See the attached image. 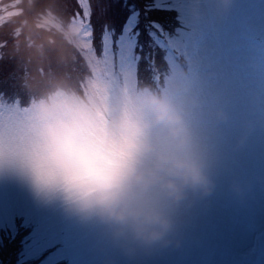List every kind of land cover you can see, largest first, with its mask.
<instances>
[{"label":"rangeland","instance_id":"1","mask_svg":"<svg viewBox=\"0 0 264 264\" xmlns=\"http://www.w3.org/2000/svg\"><path fill=\"white\" fill-rule=\"evenodd\" d=\"M76 2L79 12L82 6L88 9V0ZM159 2L164 6L173 2L189 28L206 26L209 31L202 47L189 45L190 81L180 74L171 85L183 78L187 95L199 100L192 119L214 172V190L178 209L179 245L131 259L99 223L69 214L59 202L38 199L15 175H0V234L9 232L21 214L36 226L21 256L25 262L61 241L66 246L52 251L42 264L59 257L68 258V264H264V240L261 244L258 234L264 231V43L250 37L264 36V0ZM27 3L0 0V26L13 32L14 39L19 34L16 16ZM75 23L81 38L88 39L89 27ZM134 23L129 21L117 49L111 36L106 37L103 57L93 59L96 77L85 99L136 89ZM6 39L0 44L2 52L3 44L10 42ZM192 39L193 34L189 42ZM5 103L0 99V110H5ZM28 114L19 108L0 111V131L22 127Z\"/></svg>","mask_w":264,"mask_h":264},{"label":"clouds","instance_id":"2","mask_svg":"<svg viewBox=\"0 0 264 264\" xmlns=\"http://www.w3.org/2000/svg\"><path fill=\"white\" fill-rule=\"evenodd\" d=\"M76 38L70 26L66 39ZM198 106L150 87L88 99L51 90L22 127L0 131V175L99 223L131 259L179 245L178 209L216 186L192 119Z\"/></svg>","mask_w":264,"mask_h":264},{"label":"trees","instance_id":"3","mask_svg":"<svg viewBox=\"0 0 264 264\" xmlns=\"http://www.w3.org/2000/svg\"><path fill=\"white\" fill-rule=\"evenodd\" d=\"M92 1L95 10L91 15V22L93 38L96 42L101 39L106 27L114 28L117 31L121 30L124 22L134 12V4L137 5L136 9L139 10V24L141 26L144 25L155 30L156 24H158L172 35L178 33L181 28L179 13L174 9L158 6L156 0ZM27 5L24 11L16 16L19 34L15 39L13 32L0 26V37L6 35L4 39L10 40L8 44H3L5 51H9L12 56L19 57L21 53L30 50L29 64L36 79H39L45 85L53 83L52 86H54L58 84L57 88L72 90L71 92L80 94L82 92L81 84L75 89L73 87L77 84L80 76L85 77L89 72L87 60L82 47L66 39V30L69 28L72 17L76 14L77 5L75 0H28ZM47 9L52 10L53 16L60 21L63 28L48 24V22L42 23L47 18L53 20L52 16L48 15ZM151 37L144 36L139 46V53L142 57L139 81L143 86L153 84L150 78V65L147 60V50ZM28 38H31L33 44L29 43ZM41 42L45 44L43 47ZM158 60L162 70L170 72V63L165 52H160ZM27 63L28 58L21 61L17 66L23 68ZM39 67L42 69L43 74L40 73ZM50 67H52L53 72L49 71ZM0 247L4 250L6 245Z\"/></svg>","mask_w":264,"mask_h":264}]
</instances>
